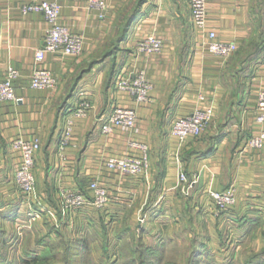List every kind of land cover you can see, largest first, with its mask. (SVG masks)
Wrapping results in <instances>:
<instances>
[{"label":"crops","instance_id":"crops-1","mask_svg":"<svg viewBox=\"0 0 264 264\" xmlns=\"http://www.w3.org/2000/svg\"><path fill=\"white\" fill-rule=\"evenodd\" d=\"M33 1L0 0V83L9 67L20 73L14 82L19 100L0 102V239L5 227L21 217L26 201L37 209L33 219L44 228L39 233H70L84 247L97 243L104 254L113 252L129 228L136 225L142 234L150 233L149 225L156 221L165 222L162 230H171L170 241L181 237L202 252H234L244 262L264 250V144L246 147L251 137L264 132V123L256 119L259 92L264 90V51L256 60L241 57L253 39L262 37L264 47V0H207L210 28L219 39L239 46L229 59L207 49L205 33L192 23L189 0H144L121 49L93 68L90 63L116 34L122 12L136 0H106L103 16L89 0H48L60 3V23L82 35L85 48L78 57L49 52L40 65L36 51L49 24L42 13L22 12ZM152 35L161 37L164 46L142 58L152 83L151 100L138 107L135 128L104 134L103 119L114 106L136 107L133 96L116 88V78L134 74L135 45ZM39 67L52 70L58 80L55 88L31 87V75ZM200 96L211 102L214 117L201 136H189L183 145L172 125L199 106ZM81 100H89L92 107L86 116L74 117L71 143L61 155L65 117ZM33 137L41 139L35 175L42 206L24 196L22 200L14 182L19 158L11 141ZM136 143L148 146V172L126 176L106 165L110 157L142 156ZM181 170L190 179L199 176L188 190L178 182ZM94 180L107 187L111 202L79 209L73 220L63 218L59 190L88 192ZM230 188L236 202L219 211L208 192Z\"/></svg>","mask_w":264,"mask_h":264},{"label":"built area","instance_id":"built-area-1","mask_svg":"<svg viewBox=\"0 0 264 264\" xmlns=\"http://www.w3.org/2000/svg\"><path fill=\"white\" fill-rule=\"evenodd\" d=\"M191 8V20L194 27L205 33V46L214 55L229 59L239 48L233 41L219 39L217 32L210 28L208 24L207 0H189ZM91 8L99 11L103 16L108 9L106 0H89ZM24 14L39 12L45 16L49 27L46 30L44 43L36 51V61L40 65L46 54L62 53L68 56H81L85 48L84 37L74 33L71 29L60 23L59 16L61 5L58 1H33L21 7ZM164 46V40L156 35L141 38L135 45L136 71L132 76L121 73L116 78V88L128 92L133 96L136 107L116 105L112 112L103 119L101 130L104 134L110 135L120 128H135L138 119V107L150 102L149 92L152 83L149 78L147 66L142 62L143 57L160 53ZM20 73L14 67H9L5 79L0 83V102L18 101L14 82ZM31 87L35 89H52L57 86L58 80L52 70L39 67L31 75ZM199 106L189 115L179 117L172 125L171 132L179 138L181 144H186L189 136H201L214 117V109L211 102L200 96ZM92 105L89 100H81L72 115L65 117L64 131L62 133L59 151L64 155L66 147L71 143L74 130V117L86 116ZM256 119L259 123H264V90L259 92L258 105L256 109ZM264 144V132L258 136L251 137L246 142L248 148H260ZM142 152V156L126 155L124 157H110L106 165L126 176H139L148 172L150 168L149 149L146 144H134ZM11 150L19 158L18 165L14 173V182L18 191L34 203L42 206L37 194V177L35 175L36 156L41 148V139L33 137L31 139L16 138L11 141ZM2 161V149L0 144V165ZM199 176L188 178L184 171L179 172V184H186V189L197 183ZM92 194V195H91ZM210 198L213 200L219 211H225L236 202L237 196L234 188L224 191L209 190ZM111 202V196L106 186L99 181L90 182L88 192H82L71 188H61L58 192V203L61 208L63 218L73 220L74 213L86 206L93 204L97 208H103ZM42 211H45L42 207ZM34 213H31V215ZM39 217V213L36 215ZM62 222H58L60 227Z\"/></svg>","mask_w":264,"mask_h":264},{"label":"rangeland","instance_id":"rangeland-1","mask_svg":"<svg viewBox=\"0 0 264 264\" xmlns=\"http://www.w3.org/2000/svg\"><path fill=\"white\" fill-rule=\"evenodd\" d=\"M20 198L24 200L22 194ZM25 203L22 206L23 213L15 225L5 227L7 230L0 244V264H23L24 258L34 255L48 257L47 264H245L239 256L232 255L234 252L195 251L181 237H176L174 242L170 241L171 230H162V221L151 223L149 234H142L136 225L129 228L113 252L104 254L97 243L91 247L88 245L89 248L86 245L84 247L80 239L70 233L61 236L39 233V229L44 228L31 215L37 209L34 204L30 209ZM37 220H42V216ZM35 225L37 228H33Z\"/></svg>","mask_w":264,"mask_h":264},{"label":"trees","instance_id":"trees-1","mask_svg":"<svg viewBox=\"0 0 264 264\" xmlns=\"http://www.w3.org/2000/svg\"><path fill=\"white\" fill-rule=\"evenodd\" d=\"M143 1L144 0H136V2L133 4L130 10H125L122 12L121 23H118L117 25L116 34L113 36V38H111L110 41L105 43L104 49L101 52V57L98 60H95L90 63L91 68L97 65V63H101L105 61L108 57L114 56L121 49L122 42L127 39L133 23L138 18L139 11L141 9ZM262 43H263L262 37L249 41L248 50L242 54L241 56L242 59L249 61L256 60L264 51V47ZM115 73H116V68L114 67L109 78L114 77L116 75ZM1 239H0V244L2 242ZM200 251L199 253L202 252ZM47 260L48 257L34 255L30 258H26V259L24 258L23 264H47ZM244 262L245 264H264V250L247 256Z\"/></svg>","mask_w":264,"mask_h":264}]
</instances>
